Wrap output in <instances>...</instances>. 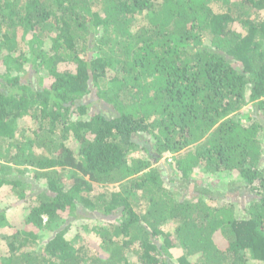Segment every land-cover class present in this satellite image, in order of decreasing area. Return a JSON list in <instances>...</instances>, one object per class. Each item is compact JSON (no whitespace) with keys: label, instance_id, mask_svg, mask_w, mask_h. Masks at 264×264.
<instances>
[{"label":"trees","instance_id":"trees-1","mask_svg":"<svg viewBox=\"0 0 264 264\" xmlns=\"http://www.w3.org/2000/svg\"><path fill=\"white\" fill-rule=\"evenodd\" d=\"M262 11L0 0V264H264Z\"/></svg>","mask_w":264,"mask_h":264},{"label":"rangeland","instance_id":"rangeland-1","mask_svg":"<svg viewBox=\"0 0 264 264\" xmlns=\"http://www.w3.org/2000/svg\"><path fill=\"white\" fill-rule=\"evenodd\" d=\"M259 15L261 17H263L264 11L259 13ZM253 17H255V16L253 15ZM17 43L21 45V43L19 42V38H18ZM28 77H29V75L25 76V78H28ZM32 80H34V79H32ZM94 92L95 91L93 90L92 94H94ZM248 109H250V105H248L246 108H244L243 111L245 112ZM242 120H244V118ZM17 123L18 124L16 126V131H15L16 138L9 140L10 141L9 143H14V142H19V141H23V142H27V143L31 142V140L33 138L32 131H31L32 130L31 124L33 123V121L30 120L29 117L25 116V117L21 118L20 120H18ZM263 148H264V146H263ZM28 149H29V147L26 146L25 152L28 151ZM12 150L14 151L15 149L13 148ZM263 151H264V149H263ZM263 162H264V156H263ZM263 165H264V163H263ZM192 175L194 178H197L199 180V181H195L196 183L200 184V182H201L202 184L209 186L208 189H210V191L214 192V193H217L220 190L229 189L232 184H236V183H234V180L238 179L237 174H232V175H224L223 174V175L214 176V177H212V176H208V177L205 176L204 177V175L200 171H195ZM68 177H70V176H68ZM203 178H205V179L203 180ZM229 197H231L230 199L237 201V203H238L237 207H236L237 213H240V210L243 207H245L246 204L250 200H252L254 198L252 193H249L246 191H243V193L241 191V194H239L238 196L230 195ZM10 199H12V198L10 196L9 190L7 188L0 189V202L6 203V202H9ZM163 230L167 231V232L172 231L171 227H168V226H164ZM87 238H88V241H89L92 248H94V249L99 248V241L91 232L88 234ZM4 245H5L4 241L0 240V253L5 252L4 251V247H5ZM179 252H180V250L173 251L172 264H177L176 262H174V260H176V257H174V256H177L179 254ZM128 258H129L130 262H135V258L132 255H130ZM259 264H261V263H259Z\"/></svg>","mask_w":264,"mask_h":264}]
</instances>
